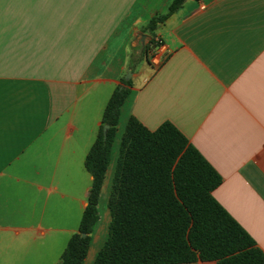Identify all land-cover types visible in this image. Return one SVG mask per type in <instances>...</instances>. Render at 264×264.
<instances>
[{
	"label": "crops",
	"instance_id": "1",
	"mask_svg": "<svg viewBox=\"0 0 264 264\" xmlns=\"http://www.w3.org/2000/svg\"><path fill=\"white\" fill-rule=\"evenodd\" d=\"M175 1L0 0V264L60 263L118 88L130 93L85 264L109 236L131 117L183 133L221 176L214 198L264 252V0H184L169 14ZM157 37L167 50L160 66L151 62Z\"/></svg>",
	"mask_w": 264,
	"mask_h": 264
},
{
	"label": "trees",
	"instance_id": "2",
	"mask_svg": "<svg viewBox=\"0 0 264 264\" xmlns=\"http://www.w3.org/2000/svg\"><path fill=\"white\" fill-rule=\"evenodd\" d=\"M183 1L176 0L169 14ZM166 18L152 19L149 29ZM129 93L128 88H118L106 106L85 161L93 176L88 205L59 264H85L121 108ZM221 182L219 173L172 123L151 131L131 117L109 199V236L94 264H264V252L214 198Z\"/></svg>",
	"mask_w": 264,
	"mask_h": 264
},
{
	"label": "built area",
	"instance_id": "3",
	"mask_svg": "<svg viewBox=\"0 0 264 264\" xmlns=\"http://www.w3.org/2000/svg\"><path fill=\"white\" fill-rule=\"evenodd\" d=\"M155 44L154 51L151 55V62L156 66H160L163 63L164 56L167 54V50L159 37L155 38Z\"/></svg>",
	"mask_w": 264,
	"mask_h": 264
},
{
	"label": "water",
	"instance_id": "4",
	"mask_svg": "<svg viewBox=\"0 0 264 264\" xmlns=\"http://www.w3.org/2000/svg\"><path fill=\"white\" fill-rule=\"evenodd\" d=\"M108 129H109V126H107V125L104 126L103 132H104L105 135H106ZM83 236H85V235H83Z\"/></svg>",
	"mask_w": 264,
	"mask_h": 264
}]
</instances>
